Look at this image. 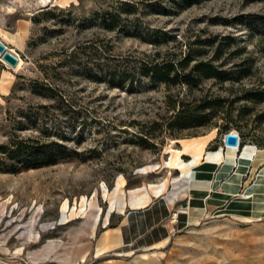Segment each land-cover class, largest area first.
Masks as SVG:
<instances>
[{
    "label": "rangeland",
    "instance_id": "rangeland-1",
    "mask_svg": "<svg viewBox=\"0 0 264 264\" xmlns=\"http://www.w3.org/2000/svg\"><path fill=\"white\" fill-rule=\"evenodd\" d=\"M0 16L10 28L17 18L33 25L15 72L2 63L16 82L0 92V264H264V221L176 228L194 170L235 162L237 149L220 148L225 135L247 145L242 161L264 149V102L252 97L264 92V0H0ZM190 49L203 53L187 70L209 61L231 77L190 91L142 73ZM169 97L220 100L213 126L170 128ZM34 151L55 163L27 168ZM151 184H167L149 200L172 209L165 249L95 257L98 235L144 208L130 192ZM256 188L264 193V170Z\"/></svg>",
    "mask_w": 264,
    "mask_h": 264
},
{
    "label": "crops",
    "instance_id": "crops-1",
    "mask_svg": "<svg viewBox=\"0 0 264 264\" xmlns=\"http://www.w3.org/2000/svg\"><path fill=\"white\" fill-rule=\"evenodd\" d=\"M32 29L33 25L28 19L17 18L10 28L0 16V44L19 56L29 46ZM2 63L0 55V92L2 96H8L14 90L16 81L13 73ZM16 69L11 70L15 72ZM246 147L240 145L234 164L228 159L220 165L203 162L194 170L188 194L183 197L181 204L187 213L178 214L179 225L176 228L221 220L239 224L264 221V193L256 188L257 178L264 170V149H257L250 160L242 161V152ZM224 151L227 153V148ZM251 190H257L258 193H253V199H244L243 196ZM171 214L169 204L157 199H152L142 209L121 213L116 224L106 227L98 235L95 257L165 249L175 230L169 224ZM80 260L83 262L85 256Z\"/></svg>",
    "mask_w": 264,
    "mask_h": 264
},
{
    "label": "trees",
    "instance_id": "trees-1",
    "mask_svg": "<svg viewBox=\"0 0 264 264\" xmlns=\"http://www.w3.org/2000/svg\"><path fill=\"white\" fill-rule=\"evenodd\" d=\"M125 5H128V3H125ZM202 53V51L190 49L183 61L178 63L164 61L162 63L145 64L142 68V73L144 76L149 77L152 83L165 84L167 86L182 84L190 91L197 88L203 80L215 79L225 81L231 77L230 73L221 70L209 61L198 60L190 70H187L190 63L196 60V56H201ZM237 73H240L237 78H242L247 74L242 69L241 72ZM237 73L235 72V74ZM252 97L258 102H264V92L253 93ZM168 104L174 111L169 123L170 128L174 126L212 127V120L216 117L219 110L220 100L202 98L200 100H194L193 103H189L183 100L174 101L173 98L169 97ZM219 132L220 134L222 133L221 130ZM27 147V144L23 142L19 143L15 151L12 152L13 154L11 153L10 158H19V155L24 153V149ZM41 155L43 153L34 151L31 158L25 159V164H28L27 168L39 165L40 160L47 165L55 163V159L51 155L47 153L43 157Z\"/></svg>",
    "mask_w": 264,
    "mask_h": 264
},
{
    "label": "bare ground",
    "instance_id": "bare-ground-1",
    "mask_svg": "<svg viewBox=\"0 0 264 264\" xmlns=\"http://www.w3.org/2000/svg\"><path fill=\"white\" fill-rule=\"evenodd\" d=\"M39 3L46 7V6H50L52 5V0H38ZM16 54V53H15ZM233 134V133H232ZM236 135V134H233ZM239 136V135H236ZM240 139V137H239ZM228 147H233L234 149L238 150V147L236 146H228ZM216 156V155H215ZM214 157V156H213ZM233 159H230V163L234 164L235 162H233ZM209 163H211V161H209ZM157 166H149V167H145L143 169V174H148V173H152V171H154V169L156 170ZM167 185V184H165ZM165 185L162 186H156V185H147L145 187H142L140 189H137L135 191L130 192L131 196H132V202H131V206L132 207H136V208H141V207H145L150 200V195L155 196V197H159L160 195L163 194V192L165 191ZM125 198V197H124ZM244 199H248V198H244ZM125 206H127V204L125 205L124 203L122 204V206L120 207V211L124 210ZM187 211V210H186ZM186 211H180L181 213H187ZM175 217L177 216V214L174 215ZM174 217V218H175ZM96 224V223H95ZM147 255H145L146 257Z\"/></svg>",
    "mask_w": 264,
    "mask_h": 264
},
{
    "label": "water",
    "instance_id": "water-1",
    "mask_svg": "<svg viewBox=\"0 0 264 264\" xmlns=\"http://www.w3.org/2000/svg\"><path fill=\"white\" fill-rule=\"evenodd\" d=\"M0 55L1 60L7 64L11 69H16L20 63V58L18 55L12 53L7 49V47L3 44H0ZM226 146H239V136L233 135L232 133L227 134L225 143L220 146L222 150L226 148ZM186 207V205H184Z\"/></svg>",
    "mask_w": 264,
    "mask_h": 264
},
{
    "label": "built area",
    "instance_id": "built-area-1",
    "mask_svg": "<svg viewBox=\"0 0 264 264\" xmlns=\"http://www.w3.org/2000/svg\"><path fill=\"white\" fill-rule=\"evenodd\" d=\"M226 136H227V135H225L224 138H223V142H224V143H225ZM240 145H241V139H239L238 150H239ZM227 147H228V146H226V148H227ZM255 148L258 149L256 146H255ZM178 214H179V213H178Z\"/></svg>",
    "mask_w": 264,
    "mask_h": 264
}]
</instances>
